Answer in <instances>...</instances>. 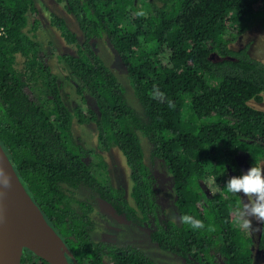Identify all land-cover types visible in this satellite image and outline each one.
Listing matches in <instances>:
<instances>
[{
  "label": "trees",
  "instance_id": "1",
  "mask_svg": "<svg viewBox=\"0 0 264 264\" xmlns=\"http://www.w3.org/2000/svg\"><path fill=\"white\" fill-rule=\"evenodd\" d=\"M82 31L55 15L62 37L76 44L60 55L91 95L70 108L36 37L35 0H0V142L27 192L78 264H155L134 245L91 236L94 196L137 224L150 225L160 248L196 264H252L250 233L236 220L238 194L225 188L230 171L242 175L236 155L251 168L264 158V61L226 35L261 16L264 0H65ZM142 13V14H141ZM32 17V20H29ZM250 17V18H249ZM264 27V25L262 24ZM105 35L124 64L142 113L96 49ZM216 55L217 57H213ZM156 89L162 98H154ZM80 90V89H79ZM171 101V106L169 105ZM93 122L104 148L117 146L130 167L133 204L122 185L109 182L105 161L71 129ZM151 158L172 178L179 221L168 217L152 168L143 160L138 132ZM218 190L209 195L204 180ZM192 215L215 231L182 224ZM264 253V224L257 240ZM20 264H51L23 248Z\"/></svg>",
  "mask_w": 264,
  "mask_h": 264
},
{
  "label": "rangeland",
  "instance_id": "2",
  "mask_svg": "<svg viewBox=\"0 0 264 264\" xmlns=\"http://www.w3.org/2000/svg\"><path fill=\"white\" fill-rule=\"evenodd\" d=\"M35 4L38 8V25L35 32L41 44V54L51 70L56 74L64 101L70 108L78 104L85 105V102L94 106V101L89 92L82 86L81 81L70 73L60 58V55L64 52H75L76 44L69 43L62 37L52 21L55 15L62 17L68 27L76 33L77 42H81L82 40V31L73 14L67 11L65 0H35ZM32 19V17H29V20ZM262 24L264 25L261 16L259 18L257 16L252 17L251 20L249 19L248 26L245 29L236 32L234 35H226L229 44L231 46L247 44L249 53L264 61V27ZM96 49L124 86L125 96L128 102L139 114L142 113L141 103L134 93L127 70L117 51L105 35L96 39ZM213 57L217 56L213 55ZM249 103L264 109V93L262 94V100L260 102L250 99ZM71 129L75 135L80 137L84 146L90 148L94 153L91 158L93 162L97 160L99 155L101 156L106 163L110 182L114 185H123L126 192V199L131 202L132 180L130 178V167L121 150L115 145L104 148L97 139L96 128L92 122L78 123L76 120H73ZM138 134L143 151V160L152 168L157 176V186L159 193L161 192L162 194L161 199L164 204L163 206L166 208V215L175 221H179L177 208L174 203L171 175L163 161L151 158V145L147 137L140 131ZM236 157L243 175L250 169L246 161V154L240 151ZM259 165H264V158L259 160ZM227 176L229 178L233 177L230 171L227 172ZM203 184L204 190H206L205 192L211 195L212 192L204 182ZM215 187L218 190L216 184ZM238 195L242 208L247 198L242 193ZM93 200L94 208L92 216L94 219V227L91 230V236L94 240L134 245L151 257L155 264H196L187 261L180 255L160 248L150 239L149 226L137 224L126 219L124 216L116 213L113 207L101 198L95 196ZM241 208H238L237 211ZM247 230L251 234L249 244L253 260L252 264H264V253L257 246L260 223H257L253 219L252 228ZM217 261L219 263L221 262L219 258H217Z\"/></svg>",
  "mask_w": 264,
  "mask_h": 264
},
{
  "label": "water",
  "instance_id": "3",
  "mask_svg": "<svg viewBox=\"0 0 264 264\" xmlns=\"http://www.w3.org/2000/svg\"><path fill=\"white\" fill-rule=\"evenodd\" d=\"M0 165H3L11 177V187L4 188L0 186V264H20L24 247L43 257L51 264H78L75 258L67 255L64 241L46 221L42 213L46 223L52 227L63 242V246L59 250H54L42 241L38 235L22 234L21 224L24 219L23 210L26 203L30 201L37 207L38 205L27 192L1 142ZM23 228L28 229L27 226Z\"/></svg>",
  "mask_w": 264,
  "mask_h": 264
},
{
  "label": "clouds",
  "instance_id": "4",
  "mask_svg": "<svg viewBox=\"0 0 264 264\" xmlns=\"http://www.w3.org/2000/svg\"><path fill=\"white\" fill-rule=\"evenodd\" d=\"M162 97L163 93H160L159 90L156 89L154 98ZM169 105L171 106V101H169ZM204 183L213 194L217 192L215 179H206ZM0 186H3L4 188L11 187V177L3 165H0ZM225 188L229 193H242L243 196L247 198L244 206L236 213L238 226L242 230L251 229L253 219H255L257 223L264 224V165L254 164L243 175L231 177L227 181ZM180 222L191 226L193 230L206 228L202 220L197 219L192 215H182L180 217ZM206 230L213 232L215 231V228L208 225Z\"/></svg>",
  "mask_w": 264,
  "mask_h": 264
},
{
  "label": "bare ground",
  "instance_id": "5",
  "mask_svg": "<svg viewBox=\"0 0 264 264\" xmlns=\"http://www.w3.org/2000/svg\"><path fill=\"white\" fill-rule=\"evenodd\" d=\"M23 215L24 219L21 224L22 234L38 235L42 241L54 250H59L63 246V242L52 227L46 223L39 208L33 202L28 201L26 203ZM24 226H27L28 229H24Z\"/></svg>",
  "mask_w": 264,
  "mask_h": 264
},
{
  "label": "flooded vegetation",
  "instance_id": "6",
  "mask_svg": "<svg viewBox=\"0 0 264 264\" xmlns=\"http://www.w3.org/2000/svg\"><path fill=\"white\" fill-rule=\"evenodd\" d=\"M36 33V32H35ZM37 37V36H36ZM88 123V122H87ZM93 123V122H92ZM107 167V166H106ZM107 169V168H106ZM154 172V171H153ZM155 173V172H154ZM107 174H108V171H107ZM156 175V174H155ZM108 177H109V175H108ZM156 178H157V176H156ZM109 180V182H110V179H108ZM157 181H158V179H157ZM111 183V182H110ZM112 184V183H111ZM112 185H114V184H112ZM118 185H121V184H118ZM115 186H117V185H115ZM123 186V185H122ZM124 187V186H123ZM157 188H158V186H157ZM159 191V190H158ZM125 194H126V192H125ZM160 194V198H161V192L159 193ZM95 197V196H94ZM94 197L92 198V200L94 199ZM97 197V196H96ZM240 198V197H239ZM162 200V199H161ZM94 201V200H93ZM132 201H133V199H132ZM132 201L131 202H129V203H131V204H133L132 203ZM163 203V202H162ZM164 205V204H163ZM164 207V206H163ZM166 208L164 207V210H165ZM93 212V211H92ZM165 213H166V210H165ZM92 218H93V216H92ZM94 220V219H93ZM143 225V224H142ZM145 226H149L150 228H151V226L150 225H145ZM150 228H149V230H150ZM248 231V230H247ZM249 232V231H248ZM250 233V232H249ZM171 252V251H170ZM173 253V252H172ZM217 259V258H216ZM221 261V260H220ZM218 262V261H217ZM221 263V262H220ZM219 262H218V264H220Z\"/></svg>",
  "mask_w": 264,
  "mask_h": 264
}]
</instances>
